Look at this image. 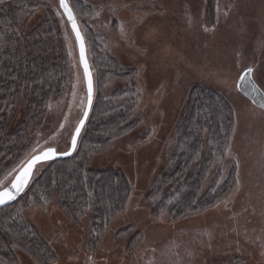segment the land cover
Instances as JSON below:
<instances>
[{
  "label": "rangeland",
  "instance_id": "374dc122",
  "mask_svg": "<svg viewBox=\"0 0 264 264\" xmlns=\"http://www.w3.org/2000/svg\"><path fill=\"white\" fill-rule=\"evenodd\" d=\"M35 1L38 6L30 10L24 28L32 29L46 12L55 17L69 78L61 98L49 104L29 152L0 180V189L32 155L46 148L66 151L86 103L75 38L59 1ZM70 2L86 43L93 100L117 90L124 99L130 96L124 92L131 91L136 124L87 154L88 169L119 170L131 187L123 210L102 233L93 232L86 214L70 217L55 191L43 207L30 205L21 211L53 250L52 264H264V110L236 87L241 72L251 67L264 92V0ZM98 53L112 57L123 77L101 85L94 62ZM194 87L218 92L232 107L233 123L220 159L222 180L232 174L230 186L202 211L179 218L154 215L147 195L170 164ZM45 166L37 165L32 178ZM13 249L16 264H39Z\"/></svg>",
  "mask_w": 264,
  "mask_h": 264
},
{
  "label": "trees",
  "instance_id": "16d2710c",
  "mask_svg": "<svg viewBox=\"0 0 264 264\" xmlns=\"http://www.w3.org/2000/svg\"><path fill=\"white\" fill-rule=\"evenodd\" d=\"M37 6L35 0L0 2V180L25 158L49 104L61 98L69 78L68 56L55 17L46 12L32 29L24 28L25 18ZM94 62L101 85L123 77L112 57L98 53ZM120 92L93 100L73 154L46 162L14 200L0 206V262L16 264L13 245L39 264L55 261L53 250L21 216L30 205L43 207L53 191L70 217L86 214L96 234L123 210L131 193L125 175L111 168L86 167L89 152L135 127L131 91L124 92L130 94L124 99ZM232 123V107L221 94L204 87L192 89L170 164L147 195L154 215L183 217L224 197L232 174L222 180L220 159Z\"/></svg>",
  "mask_w": 264,
  "mask_h": 264
},
{
  "label": "water",
  "instance_id": "95a60500",
  "mask_svg": "<svg viewBox=\"0 0 264 264\" xmlns=\"http://www.w3.org/2000/svg\"><path fill=\"white\" fill-rule=\"evenodd\" d=\"M59 1V7L69 25V28L71 29L73 36L75 38V42H76V47H77V53H78V58H79V63L83 72V76H84V82H85V88H86V103H85V108L83 111V114L80 118V120L78 121L71 139H70V143H69V147L66 151L64 152H57L55 149L51 148L54 150L55 154L51 155L48 159H40L38 161H36L30 172L29 175L27 177V183L23 184L22 188L20 191H17L16 189L12 188L11 185L12 183L15 181L16 177L18 175H20L24 169L27 167V165L29 164L30 161H32L33 157L35 156H39L41 155L43 152L47 151L49 148H46L44 150H42L39 153H36L34 155H32L30 158H28L23 165L17 170V172L15 173V175L13 176V178L10 180V182L4 186L3 188L0 189V191H3L5 188H7V190L13 195L15 196V198L25 189V187L27 186V184L29 183V181L31 180L34 170L36 168L37 165L45 163V162H50L56 159H61V158H66L69 157L70 155L73 154V152L76 149L77 143H78V139L81 135V132L84 128V125L88 119V116L90 114V110H91V106H92V102H93V97H94V83H93V73L90 67V63H89V59L87 56V48H86V43L84 40V36L82 34V31L80 29L79 23L77 21V18L68 2V0H65V4L67 5V9L65 7L61 6V2ZM71 17V18H70ZM81 48H83V59L81 58ZM85 65L87 66V71L88 74H85ZM247 69V68H246ZM246 69H244L241 74L239 75L237 82H236V87L238 89V91L243 94L253 105H255L256 107L264 110V92L260 89V87L256 84V82L253 79L252 73L250 75H246ZM242 75H246V78L244 80H241V76ZM89 80L91 82V99L89 100ZM81 121H83V123L81 124ZM77 127L80 128L79 133H76V129ZM73 136L76 137V145L75 148L73 149L72 147V140H73ZM14 198V199H15ZM14 199H5L4 203H0V206L14 200Z\"/></svg>",
  "mask_w": 264,
  "mask_h": 264
},
{
  "label": "snow or ice",
  "instance_id": "6c2138e0",
  "mask_svg": "<svg viewBox=\"0 0 264 264\" xmlns=\"http://www.w3.org/2000/svg\"><path fill=\"white\" fill-rule=\"evenodd\" d=\"M60 2H61V6L65 7L67 9V5L65 4V0H60ZM81 58L83 59V48H81ZM252 71H253V69L251 67L247 68L246 69V75H250L252 73ZM85 74L86 75L88 74L86 65H85ZM246 75H242L240 77L241 80H244L246 78ZM90 99H91V82L89 80V100ZM82 123H83V121H81V124ZM79 131H80V128L77 127L76 133L78 134ZM75 145H76V137L73 136V140H72L73 149L75 148ZM54 154H55L54 150L49 148L47 151L43 152L41 155L33 157L32 161L29 162V164L24 169V171L16 177V179L12 183L11 187L16 189L17 191H20L23 184L27 183V177L29 175V172H30L33 164L40 159H48L51 155H54ZM5 199H9V200L14 199V196L7 190V188H5L3 191H0V203H4Z\"/></svg>",
  "mask_w": 264,
  "mask_h": 264
}]
</instances>
